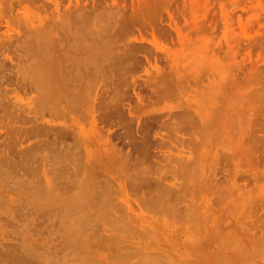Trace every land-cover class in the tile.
Wrapping results in <instances>:
<instances>
[{
  "label": "rangeland",
  "instance_id": "rangeland-1",
  "mask_svg": "<svg viewBox=\"0 0 264 264\" xmlns=\"http://www.w3.org/2000/svg\"><path fill=\"white\" fill-rule=\"evenodd\" d=\"M108 1L112 5L117 4L119 8L124 7V14L130 12V0H115L114 4L111 0ZM54 2L57 3V11L53 6ZM105 2L108 3L107 0H79V5L86 3V7L81 9L89 12L97 8L99 9L97 13L100 14L105 10L98 6H104ZM145 2L149 4L145 6L143 2L145 7L141 4L143 11L147 13L145 12L144 26H141L144 28L140 30L143 32H141L142 36L148 39L146 40L148 43L146 45L149 47L147 51L149 54L152 53L150 60L146 62L140 59L128 64L124 63L120 66L118 74L109 71L102 75L103 89L100 90L93 108L98 117H101L99 116L101 114H109L110 118H98L102 122L97 120L99 125L97 126L96 122V128L91 127L95 124L90 121L89 113L83 110V106H68L65 110L66 114L61 116L58 114L60 110L58 113L48 111L44 107L42 95L46 89L45 76L37 72L39 70L31 69L30 62L23 61L30 68L25 66L28 71L21 63L22 69L25 70L22 72V69L17 68L15 72H12L17 80V77L24 75L20 76L18 81L13 77L7 78L5 74L6 78L3 75L0 76V95L8 94L29 104L28 108L32 107L31 110H33H30L29 116L34 119L49 118L55 119V122L63 120V122L75 124L86 135L87 141L92 143L89 146L90 155L96 153L108 155L104 163L91 162L93 165L91 166L90 161L89 164L86 162L84 150L81 148L82 152H80L83 155L81 162L84 169L88 171L80 167L85 171L82 173L86 174L78 175L84 178L83 184L99 180L100 178L96 179L93 175L100 177L99 174L102 171L105 176L115 179L110 180L111 182L107 180L110 189L107 187V193L98 197L94 195L93 197V193L88 196L87 193L90 191L86 193V188L89 186L82 187L83 184L79 183L82 179H79V182L77 180L79 186H76L80 189L78 188L76 192L53 190L51 201L54 202L52 206L55 209L52 208L54 211H50L53 214H49L52 216L49 220L53 224L48 223V225L47 218L44 220L49 226L48 229L46 224L45 228H38L39 224H34L36 222L28 221L30 222L28 224L20 220L23 219L21 214L14 215L15 220L19 217L18 222L23 223L17 224L16 228L19 226L24 229L23 226L27 224L31 226V229L33 227L36 229L35 234L29 233V230H23L21 232L25 237L23 239L21 235L15 234V232L19 233L17 231L19 227L16 229L12 220H10L11 223L5 220L9 214L12 215L15 212L12 208H17L15 206L17 204L11 200V197L15 199L18 192L3 186L1 176L0 248L3 246L2 249L5 248L7 251L14 248L12 251L14 254L15 247L19 244L27 243L32 246L31 243L34 242L36 244L33 245L34 247L38 245L47 253L49 252L47 254L49 256L42 252L43 256L47 257L46 260L45 257L43 261L41 260L45 263L48 260L49 263L53 262V256L56 258L54 260L57 258L60 261L63 258L67 260L63 263L64 260H62L60 262L62 264H264V144L259 146L257 143V146L255 145L256 147L251 150L249 146H245L248 142L246 135L250 136L246 132L253 130L254 124L258 127L262 125L259 123H264V99L260 101L264 95L253 105L251 103L254 100L250 96L255 87L258 89L259 86L261 91L262 86L264 90V0H164V3L162 0L161 4L151 0ZM158 2L160 3L161 0ZM151 3H154V6ZM69 4L71 3L68 0H0V9L3 12L0 13L2 15L6 13L4 16L8 17L18 14L16 17H19V21L22 17L20 23L44 22L47 18L51 19V15H56L58 22L63 21ZM62 25L63 23H60L57 26L58 31ZM132 27L125 28L124 39L138 36ZM61 39L67 40V36L61 35ZM110 41L112 40H106L105 44ZM74 42L77 44L75 47L83 48L82 41L74 40ZM83 43L94 54L102 51L98 45ZM10 49L8 50L7 46L0 49V62L8 68L10 63H13L11 64L13 66L14 62L20 59L16 54L15 56L19 58L11 62L15 60L14 54L17 52H11ZM101 64L108 63L103 60ZM12 68L14 69V66ZM12 73L8 72V74ZM157 74L162 83L157 79L154 81L153 77ZM159 77L154 78L159 79ZM29 80H31V87ZM152 80L158 82L156 89L153 87L155 85ZM23 81L28 84L24 85ZM84 84L85 80L77 81V85L81 88H84ZM157 91L167 92V94L161 96V92H158L160 94L158 96V93L155 94ZM135 93L139 94L142 101H136ZM117 104L122 107L124 105L126 108H122L124 111H121L122 114L115 115ZM195 107L205 108L211 113L208 112L209 115L214 113L216 118L221 119L218 123L216 122L217 124L210 123L206 127L200 124L194 125L195 122L192 121V123L188 119L192 124L189 125L188 120L187 122L185 120L187 118L183 121L181 118L184 117L180 116H183L182 112L185 110L191 112ZM54 108L58 109L59 106ZM128 108L137 113L133 112L129 115ZM110 113L115 118L111 117ZM133 115L137 118L135 119ZM130 116L134 118L132 122ZM194 118L196 119L195 116ZM163 120L169 121L165 122L169 125L165 126ZM242 123H244L243 128H241ZM16 124H20V121ZM24 124L22 123V126ZM26 124L30 125L31 122ZM26 124L24 126H27ZM139 124H142L141 127L148 128L147 136L144 137L151 140L154 148L160 136L159 133H162L164 137L162 134L161 136L165 139V146H169L170 153L165 146L161 148L165 154L150 147L152 155L145 156L141 163L137 162L133 158L136 155V147L139 141L144 139L142 128L138 130ZM261 129L256 134L264 139V128ZM0 135V143L7 144L5 141L9 142V140L5 139L10 136L9 131V136ZM179 137L183 146L182 150L180 146L176 149L173 146L179 143V140L177 141ZM34 139L30 138L28 142ZM249 143L248 145L252 147ZM24 144L21 145V149ZM103 146L104 149H102ZM3 147L1 146L0 150ZM8 147L10 146L3 148L6 149L5 153L8 152ZM17 147L20 148V144ZM246 147L249 150L244 149ZM3 149V152H0L1 157H4ZM17 149L11 150V159L13 154L18 153ZM178 149L181 151L178 152ZM4 155L8 156V154ZM11 171L16 172L15 169ZM89 175L95 179L85 181ZM91 187L93 186L87 190ZM95 187L93 191L91 190L92 192L95 189L98 191ZM154 187L158 191L162 188L171 191L173 195L176 194L174 199L169 200L171 205L167 203V208L163 207L162 212L161 209L158 208L160 211H157L154 209L156 207L152 206L155 210L153 211L146 201L149 196L157 193ZM174 201H177L176 204ZM40 224L44 226V223ZM37 229L41 232L39 233ZM84 229L85 231L82 232ZM71 232L74 236H70ZM74 232L78 234L75 235ZM88 236L89 238H86ZM47 245L52 246V249ZM21 247L20 249L23 250L26 245ZM32 247L31 249L34 248ZM26 250L30 251L28 247ZM26 250L23 255H26ZM29 254L30 252H27V255ZM8 255H6V261L11 260L10 262L17 264L18 261H13V257H16L13 256L12 260ZM16 256H19L17 258L19 261L21 258H26L23 259L25 263L22 262V264L26 262L35 264L38 261L37 259L33 261V258L38 257L34 255L30 257L32 260L29 256L28 258L20 257L19 253ZM146 256L149 258L145 259ZM58 260L55 264H59ZM21 261L18 263L20 264ZM10 262L9 264H12Z\"/></svg>",
  "mask_w": 264,
  "mask_h": 264
},
{
  "label": "bare ground",
  "instance_id": "bare-ground-1",
  "mask_svg": "<svg viewBox=\"0 0 264 264\" xmlns=\"http://www.w3.org/2000/svg\"><path fill=\"white\" fill-rule=\"evenodd\" d=\"M114 1L115 0H111V2L113 4H114ZM145 1L143 0L144 5L145 4L148 5L150 3L149 1H148L149 3L148 2L146 3ZM155 1L158 4L162 3V0L160 3L158 2L160 0H155ZM155 1L151 0V2H155ZM68 2L71 4L67 5L68 11H67L64 19H63V21H58V22H57L58 17L56 15H51L50 16L51 19L48 20V18H47V20L45 19L46 21H44V22L39 21V22H35V23L34 22L33 23L32 22L20 23L22 21L21 20L22 17L20 18V21H19V17H16V16H18V14L16 16H13V17L12 16L11 17L10 16L9 17L4 16L6 14L5 11H4L5 14L2 15L3 12H2V9H0V12H2V13H0V26L3 27V28L0 27V29L2 28L0 30V49L3 46H7L8 50L10 48H12V49H10V51L14 52V53L16 51L17 53H15V54L13 53L15 60H12L11 62L16 61L20 57L19 60L21 61V59H22V61L20 62L19 60H17V62H19L20 64L22 63L24 65V68H26V67L28 68L27 64H24V62H28V63L30 62L29 67L31 69H37V70H39L37 72L43 73V75L45 76V79H46V81H45L46 89L42 93L43 104H44V107H46L48 111H52V112L55 111V113L56 112L58 113L59 112L58 110H60L61 113L59 112L58 114L61 116L63 114H66L65 110L68 106H75V107L76 106L77 107L83 106L82 107L83 110L87 111L89 113L90 121L93 122L94 124L97 122L96 124L98 126L99 125L98 121L102 122L101 121L102 118L103 119H104V117L110 118L109 114L108 115L101 114V115H99L101 117H98L96 115L97 113H94V108H93L94 104H96V99H97V96H98L100 90L103 89V85L101 83L102 82L101 81L102 75H105L109 71L114 72V73L116 72V74H118L120 72L118 70L121 69L120 66H123L124 63L128 64L129 62H135L136 60H140V59H144L146 62H148V60H150L149 58H150V55L152 53L149 54V52L147 51V49L149 47H148V45H146V43H147L146 40L148 41V39H145V37L142 36L143 32L140 30V28H144L141 26H144V18L146 16V14H145L146 11H143L144 9H142V7H141L143 5V2H141V0H130V5H129L130 12L125 13V14L123 13L124 7L119 8L117 6V4L112 5L111 3H109L108 0H107L108 3L105 2L104 6L103 5L98 6V7H101L103 10H105V12L100 13V14L97 13V11L99 10L97 8H93L89 12L84 11V9H81V8L86 7V3H83V5L80 6L79 0H68ZM163 3H164V0H163ZM158 4H157V6H158ZM152 5L154 6V3ZM53 6L57 11V7H56L57 3L56 2H54ZM149 10H151V9H149ZM51 11H53V10H51ZM51 11H50V13H51ZM147 11H148V9H147ZM44 18H45V16H44ZM60 23H63L62 27L60 28V30L62 29L63 31L57 30V26H59ZM130 26H133L132 28L138 33V36H133L132 38L124 39V34H126L124 32V30H125V28H128ZM132 31L133 30H131V32ZM61 35L67 36V40L62 41ZM122 39H124V40H122ZM74 40L75 41H82L83 48L82 47H75V46H77V44L74 42ZM106 40H112V41L105 44ZM83 42H85L86 44L89 43V44H93V45H98L102 49V51L94 54L92 51L88 50L85 47V44ZM15 55L19 56V57L17 58ZM103 60L106 61V63H108V64L107 65L101 64V62ZM16 63L14 62V65H13L14 69H13L12 68L13 66L11 65L13 63H10V65L12 67L9 65V68H8L7 66L4 67L5 65L0 62V74H1L0 76L3 75L5 77V75H6V77L9 79H12L11 77H13L14 80H17L16 77H14L15 76L14 73H12V72L13 71L15 72V70H17V68H18V70H21L23 65L21 64V65H19L20 66L19 67L17 65L19 63H17V64ZM124 66H126V65H124ZM5 68H7V70L10 68L11 69L9 71H7ZM30 68H28V69H30ZM28 69L26 71H28ZM23 70H25V69H22L21 71L23 72ZM3 71L4 72L7 71V72L4 73ZM10 71L12 74H8V72L10 73ZM18 72L23 74L20 71H18ZM37 72H36V74H37ZM11 75H13V76H11ZM16 76H18V75H16ZM20 76L17 77L18 80H20L19 79ZM22 76H24V75H22ZM154 77H159V76L157 74V76H154ZM154 77H153V79H155L154 81L159 80L158 82H161L160 77H159V79L154 78ZM82 80H85L84 88H81V86L77 85V81H82ZM28 82H29V86L31 87V80H29ZM28 82H25V83L28 84ZM152 82H153V80H152ZM158 82H153V85H155L153 87L155 89L157 88L156 83H158ZM25 83L23 81L24 85H25ZM161 88H163V87H161ZM163 89L162 90L160 89V90L163 91ZM161 91H157V92H155V94L158 92L160 93ZM115 93H116V91H115ZM159 93H158V96L160 95ZM262 93H264V90H262V86H261V91H260L259 86H258V89H257V87L254 88V90L250 93V96H252V100H254V102L251 103L252 105L256 104L257 99L260 98L262 95H264ZM165 94H167V92L166 93L161 92V96H163ZM63 95H67V97L64 98ZM134 95L137 99L136 100L137 102L142 101L139 94L135 93ZM262 99H264V98H261L260 101H262ZM122 104H124V103L122 102ZM125 104H127V103H125ZM209 105L211 106V104H209ZM57 106H59L58 109L54 108ZM118 106H119V108H118ZM118 106H116L117 108L115 107L116 108L115 109V115L122 114L121 111L124 112L122 110L124 105H123V107L121 105H118ZM28 107H30L29 104L21 102V100H19L17 97H10V96H8V94H5V96L0 95V111H1V114H0V134H7L8 135V131H9V135H10V136L8 135L10 138L9 137L7 139L4 138L5 140H9V142L5 141V143L7 142V144H5L6 146L2 145V144H4V142L3 143L1 142L2 144L0 143V147L4 146L3 148H5L7 146H10V147H12V149L15 148V150L18 148L17 149L18 153H15V150H13L14 151L13 153H15V154L12 155V159H11V154H12L11 150L12 149L10 147L7 148L8 152H6V153H5L6 149L4 150L2 148L4 150V154H8V156L10 154L9 157L7 155H4V154H3L4 157H1L2 154L0 153V155H1L0 156V179H2V178L4 179V180L2 179L1 181L5 185L3 183L2 184H3V186L10 187V189L8 188L9 190H11V188H12V190L14 189L15 191L18 192L17 193L18 196H16L15 199L10 196L11 200L15 201V203L17 204V205H15V206H17V208L13 207L11 205V207H13L12 209L15 210V212H14L15 214L14 213H12V215L9 214V217L7 216L8 219L6 218L5 220H7V221L9 220V222H10V220H12L11 222H12V224H14L15 228H16L17 224L22 225L23 223L21 221H23V220L26 221L25 223H28V224H30V222H28V221H31V223L36 222L34 224L35 225L39 224L38 228H42V227L45 228L48 223H50L51 225L53 224V222H50V220H49V218L51 219V217H52V216H50L51 213L53 214V212H51V211H54V210H52V208H53L52 205L54 202L51 201V200H53L52 199L53 190L60 189L63 192H66V191L76 192L78 190V188L80 189V187H77V186H79L77 184V180L79 182V179L80 180L82 179V177H81L82 174H84L85 171H87L84 169V167L82 165L83 162H81V158H82L81 156H83V155H81L82 149L84 150L85 160L88 164H89V161H90V163L95 162V164L96 163L102 164L106 161V159L108 158V155L106 153H100V154L96 153L95 155L94 154L90 155L91 152H90L89 146H91L92 143H90L91 141H89V140L87 141L86 135H84L83 132L81 131V128L78 129L75 124L68 123V122L66 123L65 121L63 122V120L61 122H55L54 121L55 119L53 120V119H49V118H45L43 120L42 119L41 120L34 119L32 116H29L31 111H33V110H31L32 107L31 108H28ZM135 108H137V107H135ZM132 109H133V107H132ZM184 109H185V107H184ZM184 109L183 110L181 109V110L184 111ZM182 111H180V112H182ZM127 112L129 115H132L133 112L137 113L134 110L132 111L131 108H128ZM185 112L187 113L188 111L185 110L184 112H182L183 114L181 113L183 116H180V117H184V118H181V119H183V121L186 120V122H187V120L189 119L191 122L192 121L195 122V123L192 122L194 125L200 124V125H203L204 127H206V125L210 124V123H213L215 125L221 119V118L218 119V117L216 118L214 113L212 115H209L210 112L207 111L205 108L200 109V108L195 107L192 109L191 112H188L189 114L194 113L195 115L194 114L193 115L196 117V119L194 118V116L192 114L188 115V113L186 114ZM213 115L215 117H213ZM112 116L113 115L111 114V117ZM119 116H121V115H119ZM119 116H116V117L118 118ZM123 116H124V113H123ZM133 116L135 119L137 118L136 115H133ZM133 116H130L131 122L133 121L132 119H134ZM157 117H159V116H157ZM98 118H101V119L99 120ZM185 118H187V119H185ZM215 118H216V120H215ZM189 120H188L187 124L192 125L191 123H189ZM19 121H20V124L17 125L16 123H18ZM111 121H112V119H111ZM183 121H180V122H183ZM27 122H31V124L28 125V124H26ZM129 122L130 121L128 120V123ZM163 122H164V120H163ZM165 122H164V124H166L165 126H168L169 124H167ZM167 122H169V121H167ZM22 123L23 124L25 123L27 126H24L25 124L22 126ZM257 123H259V122H257ZM96 124L91 125V127L92 126L95 127ZM259 124L264 125V123H259ZM140 125L142 126V124H139V126ZM243 125H244V123H242L241 128H243ZM246 125H247V123L245 124V126ZM262 125L261 126L258 125V127H256V124H254L253 130L246 132V134L250 135V136L246 135V137L248 138V142H250L249 144H251L252 147L250 145H248V142H246L247 145H245V146H247V147L249 146L250 150L252 148L256 147L257 143L259 144V146L264 144V139H262L261 136H258L256 134L258 132V130H262L261 128H264V127H262ZM141 126L138 127L139 128L138 130H140L142 128V132L144 134L143 133H141V134H143L142 136L144 139H142V136L140 137L142 140L139 141V145L136 147V153H135L136 155L133 157L139 163H141V160H144L143 158L145 156H147L149 154L152 155L151 151H150V147H151V149L154 148V147H152V145H153L152 142H150L151 140H148L147 139L148 137H144V136H147L146 130L148 128L146 129L145 126H143V127H141ZM136 127H137V125H136ZM255 127H256V129H255ZM138 130L136 129V132ZM137 134H139V133H137ZM161 134L159 133V135H160V136H158L159 141L157 140V143H155V148H154V149H158L160 151H161L162 146H165V144H166L165 139L162 138V136L164 137V135L162 134V136H161ZM7 135H6V137H7ZM110 135H112V134H110ZM250 137H252V138H250ZM30 138H35V139L31 142H28V140ZM178 140H179V143L178 142L176 143L177 146L175 143H174L175 145H173L175 147L174 149H176V147L180 146V148L182 150L183 146L180 143L181 142L180 137L177 139V141ZM25 141H27L28 144H26L27 142H25ZM12 143L17 145V146H18V144H20V148L15 146V145L12 146L11 145ZM23 143H25V144H24L23 149H21V145ZM169 143H171V142H169ZM171 145H172V143H171ZM239 146H240V144H239ZM168 147L169 146H167V147L165 146V148H167V149H168ZM247 147L244 149H248ZM104 148L105 147L103 146L102 149H104ZM2 149L0 150V152H3ZM178 150H179L178 152L181 151L180 149H178ZM167 151L170 153V149H168ZM167 151H165V152H167ZM157 152H159V151H157ZM162 152H163V150L161 151V153ZM154 154L155 153H153V155ZM92 156H93V158H90ZM147 157H149V156H147ZM163 157L166 158V156H164V155H163ZM169 159L171 160L172 158L170 157ZM176 159H178V158H176ZM179 159H181V157H179ZM179 159H178V161H179ZM183 159L181 161H183ZM181 161H180V163H181ZM187 161H188V159L186 160V162ZM86 162H85V164H86ZM101 164H98V165H101ZM90 165L93 166L92 163ZM90 165H88V166H90ZM181 165H183V164L181 163ZM184 165H186V164H184ZM80 167H83V169L85 171L82 170ZM86 168L88 169V167H86ZM90 168H89V170H91ZM12 169H15L16 172L15 173L12 172L11 171ZM19 169H20V171H19ZM179 170H181V169H179ZM83 171H84V173H82ZM19 172H20V174H18ZM181 172H182V170H181ZM78 175H81V176L78 177ZM84 175H86V174H84ZM90 175L92 176L93 174H90ZM1 176H2V178H1ZM89 176H88L87 180H85V181H88V179L91 180L93 178V177H91V176L89 177ZM93 176H95L96 179H98V178H100V179L97 181L96 180L92 181L93 183L92 182L90 183V181H89V183L86 182L87 186H89V187L93 186V187H91V189L87 190V188H89V187L86 188V185L83 184L84 178L81 180L82 182L81 181L79 182L80 185L83 184L82 187L86 188V193L88 191H90L89 193H87L88 196H91V195H89L90 193H93L92 196L94 195L97 197L99 195H102V194L105 195L106 190H108V188L110 187V185L108 187L107 182L108 181L109 182L114 181L115 179L113 180V179H110L109 177L105 176L103 174V171L101 172V174H99L100 177H98V175H93ZM93 179H95V178H93ZM163 179H165V178L163 177ZM171 179H172V177H171ZM166 180H167V178H166ZM93 184L98 186V187H95ZM118 185H120V184L118 183ZM94 187L98 188V191L95 189V191H94L95 193L92 192L93 191L92 189H94ZM164 187H165V185H164ZM75 188H76V190H75ZM5 189H7V188H5ZM154 190H155V187H154ZM156 190H157V188H156ZM111 192H113V191H111ZM156 192L157 193L154 192L155 193L154 195L149 196V198L146 201L151 205L152 210L154 207H156V208H154L155 210L160 211L159 209H161V212H162L164 210L163 207L167 208L166 207L167 203L170 204L169 200L174 199V195H176V194L173 195L170 193L171 191L169 192L167 190H163L162 188L159 189V191L157 190ZM175 198L178 200L177 197H175ZM108 202H110V201H108ZM147 202H146V205H147ZM176 202H175V204H176ZM171 203H172V201H171ZM144 204H145V202H144ZM152 206H154V207L152 208ZM182 206H184V205H182ZM14 208H16V209H14ZM8 209H10V208H8ZM53 209H55V208H53ZM148 209H150V208H148ZM155 210H153V211H155ZM18 213L21 214V216L23 218V219H20L18 217V220L19 219L21 220L19 222H18L17 217H16L17 216L16 214H18ZM157 213H159V212H157ZM14 215H16L15 216L16 220H15V218H13ZM116 218L118 219V216ZM45 219H46L47 224L44 221ZM51 221H53V219ZM40 223H44V226L43 225L41 226ZM87 223H88V221H87ZM45 224H46V226H45ZM85 224H86V222H85ZM94 225H95V222H94ZM27 226H28L27 224L24 225L23 226L24 229H22L18 226L20 230L18 229V227L16 229H18L17 231H19L20 234L18 232L17 233L15 232V234H17V236L21 235L22 236L21 238L24 237V235H22V233H21L23 230H25V231L29 230V233L32 232L31 234H35L36 229H34V227L31 229V226L30 227L29 226L27 227ZM97 226H99V225H97ZM77 227H75V228H77ZM82 227H84V226H82ZM48 228H49V226L46 227V229H48ZM75 228H74V230H75ZM77 229L75 231H77ZM91 229H92V227H91ZM37 230L39 231V229H37ZM64 230L66 231L67 229H64ZM72 230H73V228H72ZM69 231H71V230H69ZM80 231H81V229H80ZM83 231H85V229L82 230V232ZM40 232H41V230L39 231V233ZM46 232H48V231H46ZM87 232H88V229H87ZM23 233H25V232H23ZM72 234H73V232H71L70 236ZM74 234H75V232H74ZM77 234H75V235H77ZM79 235H80V233H79ZM72 236H74V235H72ZM91 236H92V233H91ZM26 238L32 239L31 237H26ZM86 238H89V236ZM23 239H25V237ZM25 245H26V248L28 247V249H30V251L29 250L27 251L26 248L25 249L23 248V247H25ZM25 245L19 244L18 246H16V247L22 246L21 248H23V250L20 249V247H19V248H17V249H19V251H17V249L15 247L16 253H14V254L17 255V253H19L20 257L27 256V258H28V256H29V259H31L30 257H34V256L36 257V256H38V254L40 252L41 255L39 254V256H38V257H40L39 258L40 260L37 257V258H33V261L38 260L37 262H35V264L36 263H39V264L45 263V262H42L43 257H45V260H46L47 259L46 256H49V255H47V254H49V252L47 253L46 250L41 249V247L38 245L37 246L39 248L37 246L34 247L33 245H36V244H34V242L31 243V245L34 248L27 243ZM47 246H49V245H47ZM121 246H123V245H121ZM2 247L0 248L1 249L0 250V264H7V263L9 264V262L11 260L10 261L8 260L9 262L6 261V255H8V254H9L8 257L11 256L10 259H12V257L15 256L16 258L13 257L14 260L13 259L12 260L16 261V262L17 261L20 262L21 260L26 259V258H21V260L19 261V259H17V258H19V256L17 257L12 252L14 248H10V249H12L11 251H10V249H9V251H7L5 248L3 250ZM31 247L33 249H31ZM49 247H50V249H52V246H49ZM5 250H6V252H5ZM24 250H26V255H23ZM35 251H36V253H35ZM7 252H9V253H7ZM27 252L28 253L30 252V254L27 255ZM42 252L44 254H46V256H43ZM5 253H6V255H5ZM11 253L13 254V256ZM32 255H34V256H32ZM52 258L56 259L53 256H52ZM147 258H149V257L146 256L145 259H147ZM15 259H17V260H15ZM54 259H52V261L53 262L55 261L54 262V264H55V263H57L58 258H57V260H54ZM31 260H29V261H31ZM62 260H64V258ZM58 261H59V264H62L63 262H66L67 260L62 261V263H60L61 262L60 260H58ZM18 262H17V264H19ZM22 262L25 263L23 260V261H21L20 264H22ZM49 262L50 261L48 260V262L46 261L45 264H53V262H51V263H49ZM10 263H12V262H10ZM29 263L33 264L32 262H29ZM12 264H14V263H12ZM26 264H27V262H26Z\"/></svg>",
  "mask_w": 264,
  "mask_h": 264
}]
</instances>
